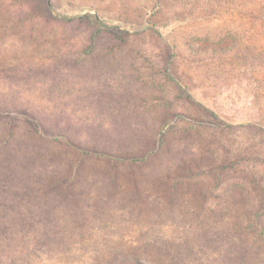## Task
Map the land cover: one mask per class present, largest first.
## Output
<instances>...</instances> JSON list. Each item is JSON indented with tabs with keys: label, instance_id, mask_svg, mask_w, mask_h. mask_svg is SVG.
Masks as SVG:
<instances>
[{
	"label": "rangeland",
	"instance_id": "obj_1",
	"mask_svg": "<svg viewBox=\"0 0 264 264\" xmlns=\"http://www.w3.org/2000/svg\"><path fill=\"white\" fill-rule=\"evenodd\" d=\"M0 245L264 264V0H0Z\"/></svg>",
	"mask_w": 264,
	"mask_h": 264
},
{
	"label": "trees",
	"instance_id": "obj_2",
	"mask_svg": "<svg viewBox=\"0 0 264 264\" xmlns=\"http://www.w3.org/2000/svg\"><path fill=\"white\" fill-rule=\"evenodd\" d=\"M48 9L51 13V15L55 18V19H58V20H65V21H69L71 20V18H68V17H65L61 14H58L56 12V10L53 9L52 5L50 3H48ZM93 21L96 25L100 26V27H104V28H110V26H108L103 20L97 18V17H94L93 18ZM4 248V246L0 245V250H2ZM18 248V247H17ZM8 262H12L14 261V259H16V257H10V258H5Z\"/></svg>",
	"mask_w": 264,
	"mask_h": 264
}]
</instances>
